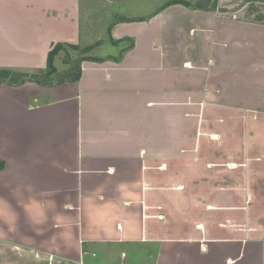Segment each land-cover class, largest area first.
<instances>
[{
  "label": "crops",
  "instance_id": "obj_1",
  "mask_svg": "<svg viewBox=\"0 0 264 264\" xmlns=\"http://www.w3.org/2000/svg\"><path fill=\"white\" fill-rule=\"evenodd\" d=\"M115 1L0 0L1 70L88 56L0 83V264H264V20Z\"/></svg>",
  "mask_w": 264,
  "mask_h": 264
},
{
  "label": "rangeland",
  "instance_id": "obj_2",
  "mask_svg": "<svg viewBox=\"0 0 264 264\" xmlns=\"http://www.w3.org/2000/svg\"><path fill=\"white\" fill-rule=\"evenodd\" d=\"M106 1H110V0H106ZM115 0H112V2ZM121 0H116L113 4V6H116L117 2H120ZM164 1L167 0H128V2H126L124 4L120 3V7L123 6H127V7H136L137 5L139 6H154L157 9V6H160L164 3ZM191 2L193 0H190ZM239 1V0H238ZM194 2L198 3V4H203V5H214L216 3V0H197ZM233 2V7L234 8H238V7H242V6H246L244 12L241 13H235V15L241 17V18H245V19H252V20H259V19H263L264 20V0H244V1H233V0H226L224 1L223 5H228L229 3ZM118 6V5H117ZM119 7V8H120ZM225 9V8H224ZM228 15H233L231 12L228 13ZM112 49V47L108 44L105 45L103 47V49H101L98 53H100L101 55H104L106 53H108L110 50ZM59 54L55 57L54 60V65L56 67V72L53 74H49L48 72V68L46 69V72H39L36 73L37 79L36 80H41L43 84L46 85H51V84H55V83H61L67 80H70L72 77H74V75H76L80 69H82L81 67V63L84 59H86L88 56H86V51H84L83 48H80L79 46H74V45H64L61 47L60 51L58 52ZM86 57V58H84ZM70 74H67L69 73ZM21 72H16L15 74H20ZM18 78H16V81H14L15 83H20V80H26V79H30L32 80V78H30V75L26 78V77H22V76H17ZM29 80V81H30ZM63 80V81H62Z\"/></svg>",
  "mask_w": 264,
  "mask_h": 264
},
{
  "label": "trees",
  "instance_id": "obj_3",
  "mask_svg": "<svg viewBox=\"0 0 264 264\" xmlns=\"http://www.w3.org/2000/svg\"><path fill=\"white\" fill-rule=\"evenodd\" d=\"M188 4V2H185ZM63 46V44H56L52 50L50 51L49 55H48V60H47V68H48V72L49 74H53V72L55 73L56 72V67L54 65V60H55V57L56 55L58 54V52L60 51L61 47ZM16 72L14 71H11V70H1L0 69V83L1 82H8V83H11V84H14V81L15 82H18L16 81V78H18L17 76H22V77H28L29 74L27 73H20V74H15ZM67 74H70L67 73ZM81 76V71L79 69L78 73L76 75H74V77H72L70 80H77L79 79ZM38 76L36 75H30V78H32L33 81H35L37 79ZM30 79H26V80H20V83H15V85L17 84H22L26 81H29ZM36 81H39L40 83H42L41 80H36ZM63 81V80H62Z\"/></svg>",
  "mask_w": 264,
  "mask_h": 264
}]
</instances>
